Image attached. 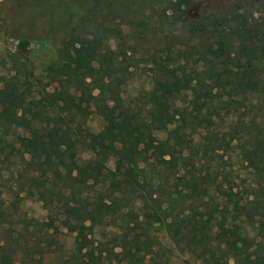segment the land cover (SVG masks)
<instances>
[{"label":"trees","instance_id":"1","mask_svg":"<svg viewBox=\"0 0 264 264\" xmlns=\"http://www.w3.org/2000/svg\"><path fill=\"white\" fill-rule=\"evenodd\" d=\"M61 1L71 16L84 9L89 30L63 37L46 66L59 95L35 90L16 52L0 73V189L45 211L18 224L0 209V264H264V148L240 111L264 99V0L196 13L198 0ZM9 34L24 51L26 38ZM141 65L148 86L131 103L120 86ZM232 151L252 169L246 186L227 168ZM67 222L66 248L55 232Z\"/></svg>","mask_w":264,"mask_h":264},{"label":"rangeland","instance_id":"2","mask_svg":"<svg viewBox=\"0 0 264 264\" xmlns=\"http://www.w3.org/2000/svg\"><path fill=\"white\" fill-rule=\"evenodd\" d=\"M61 0H0V73H4L11 69V57L13 52L17 53V62H22L30 72L29 79L33 83L32 87L44 89L51 92L53 96L59 95V82L55 79L52 80L46 73V66L55 60H58L57 50L60 40L66 35L72 34V36H83L86 35L89 30V25L85 22L80 24L79 14L83 10L74 12L71 16V11L68 9L59 10L58 3ZM67 1L70 4L69 0ZM230 0H198L192 6L189 11L192 13L199 12L201 9L207 7L217 6L219 4L228 3ZM62 2V1H61ZM72 7V4H70ZM57 10L60 13L58 22L52 25V22L47 23L42 16L46 17V11ZM76 9L75 7H72ZM73 9V10H74ZM68 16H71L69 18ZM98 17V16H97ZM111 26L117 24L115 20L110 21ZM171 29V28H170ZM168 29V30H170ZM24 36L27 40L26 48L20 52L16 49V42L14 37L9 34L12 31ZM109 45L113 43L109 41ZM144 66H138L136 73L130 78L126 84L120 86V94L128 102H135L136 97L143 92L147 85V75L145 74ZM0 78V100L4 97L3 85ZM139 104V102H136ZM242 119L246 122L249 118H252L255 122L248 130L254 139L251 140V146H257L258 151L264 148V99H256L253 104L247 108L241 107ZM86 123L92 134L93 139H98L99 131L101 127L100 119L93 112H90L87 116ZM18 132V126L15 128ZM242 143L248 145V142L244 141L247 139L246 135L240 138ZM244 141V142H243ZM145 143V140H140L137 146L141 147ZM263 144V145H262ZM256 148V147H255ZM150 153V152H148ZM80 158L87 156V152L79 150L78 153ZM231 159L227 164V168L232 170L231 176L241 186H246L251 182L252 170L247 165V161L240 155H236L234 151L230 153ZM110 166V162L108 163ZM253 182V181H252ZM117 184V183H116ZM122 187H126V183H121ZM0 209L5 213L10 214L12 222L20 224L19 220L23 217H33L37 220H43L45 211L40 206L38 201L29 198H21L16 201L6 191L0 189ZM3 219V216L0 215ZM109 228V227H108ZM76 232L75 227L72 223H65L59 225L55 234L63 241L64 246L67 248L71 242L73 234ZM160 243L163 246H168L170 251H166V255L170 253V260H179L180 253L178 248L169 242V239L163 232L156 233ZM101 236V231L98 233ZM7 256H0V263H2ZM203 257V256H202ZM199 259L193 262V264H209L207 259ZM7 259V258H6ZM42 263L52 264L51 256H45ZM257 264V263H255Z\"/></svg>","mask_w":264,"mask_h":264}]
</instances>
